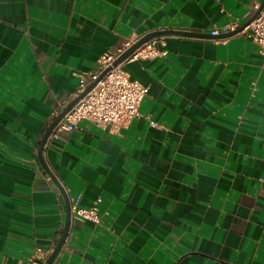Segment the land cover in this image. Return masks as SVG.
I'll use <instances>...</instances> for the list:
<instances>
[{"label":"crops","instance_id":"1","mask_svg":"<svg viewBox=\"0 0 264 264\" xmlns=\"http://www.w3.org/2000/svg\"><path fill=\"white\" fill-rule=\"evenodd\" d=\"M263 0H0V264H264V55L250 39L162 35L123 65L138 116L40 141L99 57L157 31L218 35ZM60 185V187L58 186Z\"/></svg>","mask_w":264,"mask_h":264},{"label":"built area","instance_id":"2","mask_svg":"<svg viewBox=\"0 0 264 264\" xmlns=\"http://www.w3.org/2000/svg\"><path fill=\"white\" fill-rule=\"evenodd\" d=\"M255 10H259L256 18L236 35L250 39L251 49L264 55V4L262 6L257 4ZM211 34L217 35L218 31L212 30ZM138 40L127 41L119 47L105 51L98 59L97 71L81 75L80 86L74 97L83 93L91 83L110 68L95 86L64 115L53 132L73 131L86 120L111 128L123 127L138 116L139 106L148 92V87L133 78L124 70L123 65L136 59H153L159 56L161 52L157 44L159 42L165 44V37L149 39L121 64L113 66V63ZM78 199V197H68L71 213L94 223H100L101 217L97 209L95 207L80 208ZM53 250L54 248L37 249L31 259L20 264H45Z\"/></svg>","mask_w":264,"mask_h":264},{"label":"water","instance_id":"3","mask_svg":"<svg viewBox=\"0 0 264 264\" xmlns=\"http://www.w3.org/2000/svg\"><path fill=\"white\" fill-rule=\"evenodd\" d=\"M264 4V0L261 3V6ZM261 8V7H260ZM259 10H257L254 15L252 16V18L248 21V23H246L245 25L229 31L227 33H223L220 35H206V34H202V33H196V32H190V31H173V30H167V31H157V32H153V33H149L147 35H145L144 37H142L141 39H139L136 43H134L129 49H127L125 51V53H123L114 63L113 66H117L119 64H121L130 54H132L134 52V50H136L140 45H142L143 43H145L146 41H148L151 38L157 37V36H162V35H180V36H188V37H199V38H228V37H232L234 35H236L238 32H240L242 29H244L248 24H250L258 15ZM107 70H110V68H108ZM104 71L100 77L94 81L93 83H91L87 89L81 93L80 95H78L77 97H74L67 105L66 107L54 118V120L51 122V124L48 126V128L46 129L41 141H40V145H39V149H38V159L39 162L41 163V165L43 166V168L48 172V174L53 178V180L56 182V179L54 177V175L52 174V172L50 171V169L48 168V166L46 165L44 159H43V150H44V146L47 143L48 138L50 137L51 133L53 132L55 126L58 124V122L64 117V115L89 91L91 90L95 84L97 83V81L107 72ZM60 187V185H58ZM63 195H64V199H65V205H66V218H65V224H64V228L62 231V234L57 242V245L55 246L53 252L50 254V256L48 257L47 261L45 262V264H53L54 260L56 259L58 253L60 252V250L62 249L65 240L67 238L68 232H69V227H70V222H71V211H70V207H69V200H68V196L67 194L64 192V190L62 189V187H60Z\"/></svg>","mask_w":264,"mask_h":264}]
</instances>
